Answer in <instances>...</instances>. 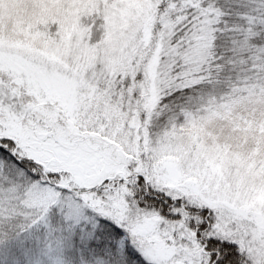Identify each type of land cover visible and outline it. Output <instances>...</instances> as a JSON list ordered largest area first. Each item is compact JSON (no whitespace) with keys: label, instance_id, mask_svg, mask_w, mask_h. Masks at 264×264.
<instances>
[{"label":"snow or ice","instance_id":"6c2138e0","mask_svg":"<svg viewBox=\"0 0 264 264\" xmlns=\"http://www.w3.org/2000/svg\"><path fill=\"white\" fill-rule=\"evenodd\" d=\"M0 264H264V0H0Z\"/></svg>","mask_w":264,"mask_h":264}]
</instances>
